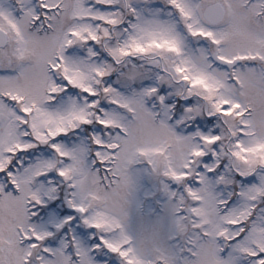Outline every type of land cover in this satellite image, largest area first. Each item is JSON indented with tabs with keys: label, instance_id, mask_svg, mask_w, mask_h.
Listing matches in <instances>:
<instances>
[{
	"label": "snow or ice",
	"instance_id": "6c2138e0",
	"mask_svg": "<svg viewBox=\"0 0 264 264\" xmlns=\"http://www.w3.org/2000/svg\"><path fill=\"white\" fill-rule=\"evenodd\" d=\"M0 264H264V0H0Z\"/></svg>",
	"mask_w": 264,
	"mask_h": 264
}]
</instances>
